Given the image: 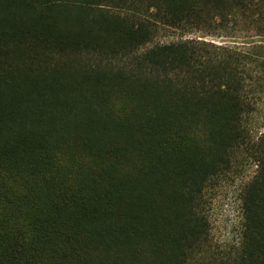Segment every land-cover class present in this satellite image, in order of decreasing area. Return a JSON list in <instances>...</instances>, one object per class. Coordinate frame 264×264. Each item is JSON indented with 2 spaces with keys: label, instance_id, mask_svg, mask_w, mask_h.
<instances>
[{
  "label": "trees",
  "instance_id": "obj_1",
  "mask_svg": "<svg viewBox=\"0 0 264 264\" xmlns=\"http://www.w3.org/2000/svg\"><path fill=\"white\" fill-rule=\"evenodd\" d=\"M0 264H264V0H0Z\"/></svg>",
  "mask_w": 264,
  "mask_h": 264
},
{
  "label": "rangeland",
  "instance_id": "obj_2",
  "mask_svg": "<svg viewBox=\"0 0 264 264\" xmlns=\"http://www.w3.org/2000/svg\"><path fill=\"white\" fill-rule=\"evenodd\" d=\"M177 36L175 32L166 31L162 34V38ZM209 39L216 43L227 42L233 44L232 38L209 36ZM250 173L254 167L250 166L247 169ZM239 178L229 177L225 179L220 186L216 187L213 194L211 204V217L213 221V229L215 236L219 239L231 238L234 234L235 226L238 222V204L236 202L237 189L239 187Z\"/></svg>",
  "mask_w": 264,
  "mask_h": 264
}]
</instances>
